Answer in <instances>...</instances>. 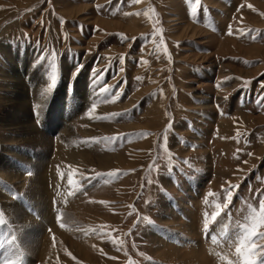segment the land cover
Segmentation results:
<instances>
[{"label":"rangeland","instance_id":"obj_1","mask_svg":"<svg viewBox=\"0 0 264 264\" xmlns=\"http://www.w3.org/2000/svg\"><path fill=\"white\" fill-rule=\"evenodd\" d=\"M0 264H264V0H0Z\"/></svg>","mask_w":264,"mask_h":264},{"label":"bare ground","instance_id":"obj_2","mask_svg":"<svg viewBox=\"0 0 264 264\" xmlns=\"http://www.w3.org/2000/svg\"><path fill=\"white\" fill-rule=\"evenodd\" d=\"M22 85H24V84H22ZM23 91V90H22ZM21 91V92H22ZM24 92H25V90H24ZM62 98V97H61ZM62 101V103L63 104H60V101L59 102H57V105H55V113H58L59 115H60V117H59V120L57 119V122L59 123V128L61 127V129L63 130L64 128V126H65V122H66V110H65V105H68V103H67V100H65V97H63V99L61 100ZM76 106V105H75ZM26 108V107H25ZM28 114H30V113H28ZM28 116V115H27ZM28 124V123H27ZM23 126H25L26 127V124H24ZM29 126V125H28ZM24 129V128H23ZM28 129V128H27ZM33 129H34V132H36V134L39 132L37 129H35V127L33 126ZM65 130V129H64ZM67 130H65L64 132H66ZM30 132H31V130H29L28 129V133L30 134ZM59 132V131H58ZM63 132V131H62ZM61 133V130H60V132H59V134ZM61 135V134H60ZM60 135H58V136H60ZM64 134H62V136H63ZM61 140H64L65 139V136H63V137H61L60 138ZM17 150V149H16ZM14 158V157H13ZM17 162H19V160H22L23 162L24 161H26L27 159H24L23 160V158H21V157H15L14 158ZM13 159V160H14ZM13 162H15V161H13ZM13 162H11L12 164H13ZM12 166V165H11ZM11 169V168H10ZM45 171H47V169L45 168L44 169ZM44 171V172H45ZM16 172V171H15ZM19 172V171H18ZM46 173V172H45ZM16 175V174H15ZM33 175V174H32ZM41 177H40V180H38V181H41L40 183H44L45 181V179H44V177L45 176H42V175H40ZM13 177V176H12ZM16 177H18V176H16ZM37 181V180H36ZM46 183V182H45ZM38 184V183H37ZM38 185H40V184H38ZM39 189H38V191H37V195L35 196V200L41 205V206H44V203H45V197H46V194L48 193V191H49V189L46 187L45 188V190H46V192L45 191H43V190H41L40 188L41 187H38ZM46 194H45V193ZM39 193V194H38ZM61 195H62V193H61ZM60 195V196H61ZM17 206V205H16ZM18 207V206H17ZM9 208V207H8ZM43 209V208H42ZM19 210V209H18ZM19 212H20V210H19ZM22 213V212H21ZM30 216V215H29ZM22 221L23 222H30L31 221V218L29 217V218H26L25 216L23 217V214H22ZM21 219V218H20ZM27 222V223H28ZM196 257H198V256H196Z\"/></svg>","mask_w":264,"mask_h":264}]
</instances>
